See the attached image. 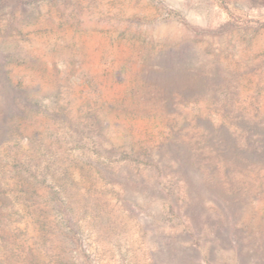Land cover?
<instances>
[{"label": "rangeland", "instance_id": "374dc122", "mask_svg": "<svg viewBox=\"0 0 264 264\" xmlns=\"http://www.w3.org/2000/svg\"><path fill=\"white\" fill-rule=\"evenodd\" d=\"M0 264H264V0H0Z\"/></svg>", "mask_w": 264, "mask_h": 264}]
</instances>
